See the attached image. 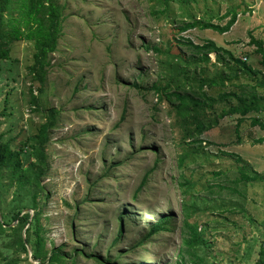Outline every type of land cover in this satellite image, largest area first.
<instances>
[{
    "label": "rangeland",
    "instance_id": "rangeland-1",
    "mask_svg": "<svg viewBox=\"0 0 264 264\" xmlns=\"http://www.w3.org/2000/svg\"><path fill=\"white\" fill-rule=\"evenodd\" d=\"M59 5L64 6L62 35L41 80L30 70L32 42L2 46L8 57L0 59V134L3 141L24 147L23 168L34 161L30 144L42 125L51 124L54 112L41 188H30L19 203L15 184L2 190V212L24 209L33 215L36 194L45 249L58 250L68 264H259L264 181L238 182L235 160L240 157L264 175V142L255 143L264 130L252 124L256 118L264 125V112L249 113L235 131L238 115H218L236 100L219 101L218 95L240 94L262 81L241 70L236 74L235 64L219 53L196 66L191 62L197 56L186 42L212 40L264 72L253 42L261 41L264 48V0L193 3L197 17L212 16L221 25L229 17L218 20L214 14L223 16L238 5L236 22L222 35L200 29L174 34L180 21L158 14L160 0H59ZM11 9L9 14L17 16ZM183 70L187 75L179 76ZM221 74L225 87L202 88L213 99L211 108L197 91H189L188 83ZM176 82L185 85V95L204 103L199 119H208L206 125L216 121L195 138L182 139L186 134L177 111L153 89L168 84L174 92ZM193 140L201 142L186 145ZM190 148L199 155L180 166L179 158ZM159 222L164 229L153 231ZM188 224L197 226L202 249L188 242ZM11 241L0 235V264L11 258L38 264L29 248L27 254L6 248Z\"/></svg>",
    "mask_w": 264,
    "mask_h": 264
},
{
    "label": "trees",
    "instance_id": "trees-1",
    "mask_svg": "<svg viewBox=\"0 0 264 264\" xmlns=\"http://www.w3.org/2000/svg\"><path fill=\"white\" fill-rule=\"evenodd\" d=\"M163 8L158 12L160 16H164L170 19V22H175L176 19L179 20L180 24L172 28L174 34L182 33L192 29L200 30H212L218 34H225L229 32L231 27L236 22V17L238 11L236 7H232L227 10L223 16L214 14V18L218 20H224V18L229 17L224 25L219 23H213L211 17L207 19L197 17L193 11L191 5L196 3L197 0H160ZM221 2L222 0H203L204 6L210 3ZM10 5L12 12H15L17 16L10 15ZM177 6L178 12L174 11V6ZM63 11L64 6L59 5V0H0V59H6L8 57V48L2 49V46L7 44V42L15 40H27L32 42L34 53L32 55L33 64L30 67L33 76L42 79L48 68L49 55L52 54L57 47L58 39L62 35L63 30ZM4 13H8V19L4 20ZM183 19V20H182ZM5 28V29H4ZM175 43L176 39L174 38ZM257 46L256 52L261 55V66L264 67V48L262 47L261 41H253ZM186 44L193 48L194 54L197 59L193 60L191 63L196 66L201 65L204 61H207L208 54L216 53L220 56H226L230 62H233L236 66V74L241 70L243 73L252 74L258 76L261 79V83H255L253 86H249V90L241 91L237 94L233 91L222 92L218 95L219 101L235 99L236 104L229 106L225 111H222L218 117L221 118L226 116L238 115L235 131L238 130L239 125L243 122L244 117L249 113L264 112V94H258L256 89L264 90V72L252 68L246 62L235 58L227 50L222 49L217 46L212 40H207L204 44L194 45L189 40ZM179 58V57H178ZM182 59V57H180ZM179 59V60H180ZM232 69V68H231ZM187 75L183 70L179 73V76ZM233 77V76H232ZM227 77V81L232 82L231 78ZM237 77V76H235ZM217 78L219 80H217ZM209 78L204 77L198 80L196 83H188L189 91H197L196 94L206 102H209V107H212L213 99H210L205 92L202 91L204 86L211 89L212 87H225V77L221 74L218 77ZM134 88H138V85L132 84ZM234 85V84H232ZM196 86V87H194ZM185 85L181 82H176L175 90L172 92L167 87H157L153 86V89L159 95H163L169 105L177 111L176 120L181 126L180 131L185 133L183 140L185 138H195L196 135L201 134L208 127H211L212 123H207L208 119H199L198 116L202 113L203 102L193 99L191 95H185L183 93ZM196 88L197 90H195ZM54 112H50L49 120L50 123H46L41 126L39 134L37 135L35 143L30 144L31 150L30 154L34 161L27 167L23 168L21 162V156L25 154V149L23 146L15 147L11 144V141H3L0 134V193L4 189H9L11 185L15 184L16 196H21L20 200L16 202L19 203L23 201L24 194L29 192L30 188H41L40 181L45 175L46 168V155L44 152V145L47 141L48 129L52 127L54 122ZM192 116L191 122L187 121V117ZM252 124L259 125L264 130V125L259 122L258 119L254 118ZM51 125V126H50ZM197 141L196 143H200ZM264 142V138L255 140V143ZM195 140L186 144L191 147L196 144ZM26 144L28 140H26ZM199 155L197 149L190 148L184 151L180 160V166H182L185 161L190 157H195ZM193 159V158H192ZM191 159V160H192ZM238 163L239 178L238 182H244L248 184L254 181H264V175L258 173L253 169V167L244 163V161L237 157L235 160ZM213 176H220V172H213ZM8 180V185L3 184V180ZM237 183V182H236ZM189 185L193 189V184L189 181L184 183ZM30 209L33 210V215L29 212H24V209H18L16 211H10L9 214L2 212V204L0 200V235L8 236L12 241L7 242L6 248L12 249L15 254L28 253V248L31 251V258L38 264H68L71 261L61 254L58 250L46 251L45 241L41 236L42 227L39 224L40 210L38 209L36 202V194H33ZM19 205V204H17ZM238 212H244L242 207L239 208ZM15 224L11 226L12 223ZM164 222H159L154 226L153 231H158L159 229H164ZM189 228L190 238L189 243L192 244L195 250L202 249L205 246V242L199 235L197 231V226L187 225ZM34 236L32 240L31 236ZM259 264H264V247H261L259 251ZM195 258H202L199 255H195ZM203 259V258H202ZM6 264H19L16 258L8 259Z\"/></svg>",
    "mask_w": 264,
    "mask_h": 264
}]
</instances>
